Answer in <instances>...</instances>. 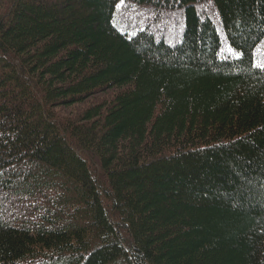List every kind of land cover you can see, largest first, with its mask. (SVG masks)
Returning a JSON list of instances; mask_svg holds the SVG:
<instances>
[{
  "label": "trees",
  "instance_id": "16d2710c",
  "mask_svg": "<svg viewBox=\"0 0 264 264\" xmlns=\"http://www.w3.org/2000/svg\"><path fill=\"white\" fill-rule=\"evenodd\" d=\"M257 61L264 0H0V264H264Z\"/></svg>",
  "mask_w": 264,
  "mask_h": 264
},
{
  "label": "snow or ice",
  "instance_id": "6c2138e0",
  "mask_svg": "<svg viewBox=\"0 0 264 264\" xmlns=\"http://www.w3.org/2000/svg\"><path fill=\"white\" fill-rule=\"evenodd\" d=\"M228 52L229 54L235 58V59H240L241 56L243 55L242 52H237L234 48H232L231 46H229L228 48ZM253 67H258L261 69H264V61H257L256 63L253 64Z\"/></svg>",
  "mask_w": 264,
  "mask_h": 264
}]
</instances>
